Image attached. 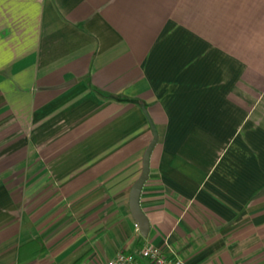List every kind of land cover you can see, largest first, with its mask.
<instances>
[{
  "label": "crops",
  "instance_id": "obj_1",
  "mask_svg": "<svg viewBox=\"0 0 264 264\" xmlns=\"http://www.w3.org/2000/svg\"><path fill=\"white\" fill-rule=\"evenodd\" d=\"M146 242L264 264V0H0V264Z\"/></svg>",
  "mask_w": 264,
  "mask_h": 264
},
{
  "label": "built area",
  "instance_id": "obj_2",
  "mask_svg": "<svg viewBox=\"0 0 264 264\" xmlns=\"http://www.w3.org/2000/svg\"><path fill=\"white\" fill-rule=\"evenodd\" d=\"M105 264H189L174 252H164L158 246L144 243L135 251H119Z\"/></svg>",
  "mask_w": 264,
  "mask_h": 264
},
{
  "label": "water",
  "instance_id": "obj_3",
  "mask_svg": "<svg viewBox=\"0 0 264 264\" xmlns=\"http://www.w3.org/2000/svg\"><path fill=\"white\" fill-rule=\"evenodd\" d=\"M143 110L146 113L145 108H143ZM146 116L148 118L151 130H152L153 138H152L151 142L149 143V145L145 151V154H144L142 173H141L140 177L137 179V181L135 182V184L133 185L131 193H130L131 214H132L136 224L138 225V229H139L140 233L143 236L147 235V232L149 229V222H148L146 215L143 213V211L140 208L139 198H140V194H141L143 184L148 177L150 154H151V151H152L153 147L155 146V144L157 143V140H158L157 129H156L155 125L153 124L152 120L150 119V117L147 115V113H146Z\"/></svg>",
  "mask_w": 264,
  "mask_h": 264
}]
</instances>
